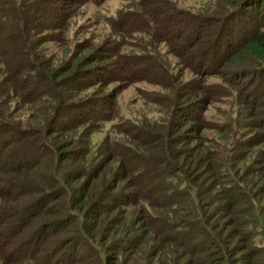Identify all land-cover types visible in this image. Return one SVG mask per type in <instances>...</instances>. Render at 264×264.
I'll return each mask as SVG.
<instances>
[{"label":"rangeland","instance_id":"obj_1","mask_svg":"<svg viewBox=\"0 0 264 264\" xmlns=\"http://www.w3.org/2000/svg\"><path fill=\"white\" fill-rule=\"evenodd\" d=\"M28 1L38 3L42 8V23L37 31L43 40L36 47L42 58L54 68L78 53L82 61L80 69L73 65L65 75L69 77L70 102L75 108L60 118L66 123L67 115L85 113L91 108L95 114L79 125L73 124V130L85 133L83 137L77 135L82 141L71 144L72 147L76 145L88 150L86 156H93L91 163H100L106 156H111L108 164L112 167L117 151L138 149L133 141L136 127L150 134L156 132L155 125L165 126L170 140L182 136L184 132L195 135L197 141L189 143L192 155H196L192 144H198L205 147L211 156L204 150L182 169L175 171L178 167L172 168L177 175L168 181L172 188L179 193L184 189L192 190L190 197L193 202L198 200L193 198V190L198 189L204 194L199 202L206 203L210 201L208 194L213 192V188L231 184L250 190L255 206L264 205V193L259 191L264 185V161L261 160L264 156V72L262 68L255 69L256 63L248 64L237 59L231 63V60H226L228 50L237 46L248 31H264V16L235 15L229 21L218 52L205 56L207 60L201 61L204 58L199 57V47L194 38L199 36L207 40L210 35L203 34L196 24L188 29L189 25L187 27L183 20L184 14L190 17L201 13L207 19L216 18L221 15L217 10L234 9V0ZM89 56H92V62H88ZM7 99L11 108L19 98L11 95ZM85 102L90 103L80 107ZM170 119L174 123L184 122L183 131L172 134ZM260 138L263 139L260 144L250 145V142ZM106 141L108 146H113L109 151L103 150ZM181 144L177 142L169 148L173 151ZM148 152L153 154V149ZM222 162L225 165L223 176L212 175V167ZM39 163L42 168L51 165L48 174L51 172L57 176L66 166L60 164L53 168V160L49 157L46 160L43 157ZM250 167H259L263 172L261 177L245 175ZM114 175L111 168L92 180L91 190L97 197L105 187L103 182L113 184L116 180ZM213 179L221 182L218 187L213 185ZM129 190L124 179L116 181L109 196L111 199L102 201L100 207L99 199L90 203L97 202L89 207L87 221L84 215L77 216L71 209L68 223L65 221L60 225H50L52 219L47 215L36 217L35 224L24 232V236L38 233L33 238L36 242L22 249L24 257L20 258L23 260L20 264H30L28 254L41 256L47 249L54 252L52 264H109L111 255L114 256L112 264H176L177 261H171L167 254L152 256L153 249L148 244L143 243L140 251L130 246L128 238L132 236L136 241L138 237L140 241L145 240L146 236L142 234L145 227L136 229L134 226L127 233H123L122 229L115 231L111 220L118 210L129 223L143 216L139 215L141 209L155 218L163 210L159 207L152 209L142 196H135L130 203H119L130 194ZM0 204L3 203L0 201ZM178 204L189 205L186 202ZM171 206L177 205L173 203ZM65 208H69V201ZM259 218L261 234L254 235L252 243L261 247L264 246V217ZM145 221L143 217L140 223ZM42 227V232H38ZM87 227L91 228L90 233L85 230ZM75 237L78 244L74 243ZM67 238L72 239L60 247V242ZM153 241L160 243L155 239ZM114 242L119 245L112 247ZM38 247L40 251L33 253ZM190 256L180 258H193V264H207L203 254L191 253ZM234 258L236 264H262V261L264 264V255L249 259L237 255ZM7 260L0 256V264H13Z\"/></svg>","mask_w":264,"mask_h":264},{"label":"trees","instance_id":"obj_2","mask_svg":"<svg viewBox=\"0 0 264 264\" xmlns=\"http://www.w3.org/2000/svg\"><path fill=\"white\" fill-rule=\"evenodd\" d=\"M25 1L22 3L19 0H0V201L3 203L0 204V256L13 264H20L23 261L20 258L24 257L21 254L22 249L36 242L33 238L38 233L24 236L25 230L35 224L36 217L47 215L52 219L50 225H60L65 221L68 223L71 209L77 216L84 215L87 221L89 207L97 202L92 205L90 203L99 199L100 207L102 201L111 199L109 196L116 181L120 179H124L131 190L119 203H130L134 201L135 196H142L146 205L153 207L152 209H163L158 211L160 215L156 218L141 209L139 215L143 216L134 218L131 223L119 213L120 210L115 212L117 215H113L111 222L115 231L122 229L123 233H127L134 226L136 229L145 227L142 232L146 236L145 240L140 241L138 237L136 241L133 236L128 238L130 246L136 251L143 249V243L148 244L153 249L152 256L156 253L167 254L171 261H177L176 264H193L194 259L188 258L191 253L203 254L207 264H236L234 257L237 255L245 259L264 255V246H255L252 243L254 235L261 234L259 217H264V205L258 207L253 204L250 190L247 192L231 184L218 187L221 182L213 179V185L218 188H213V192L208 194L210 201L199 202V198L204 194L196 189L193 190V198L198 199L196 203L190 197L192 190L184 189L179 193L168 182L176 175L172 171L174 167H178L175 170L178 171L185 167L183 165L190 164L197 153L208 151L203 146L192 144L196 150V155H192L189 143L197 141L195 135L190 136L184 132L182 136L170 140L169 134L165 133V126L155 125L158 131L150 134H145L142 128L136 127V137L133 141L138 149L117 151L112 167L108 164L111 156H106L100 163H91L93 156H86L88 150H82L75 147L76 145L72 147L71 144L80 140L77 135L83 137L85 133L73 130V124L79 125L95 114L93 108L85 113L69 114L68 124L60 118L75 108L73 102H70L69 77L65 75L73 65L80 69L82 61L78 53L68 62L54 68L53 64L42 58L36 49L43 40L37 31L42 23V8L33 2L36 0H32L33 3ZM233 3L236 7L232 10H217L221 15L216 18L207 19L201 13L190 17L184 14L183 20L187 27L189 25L188 29L196 24L203 34L210 35L207 40L199 36L194 38L199 47V57L204 58L218 52L223 45V36L228 30L229 21L235 15L248 14L251 18L264 16V0H234ZM227 55L226 60H231V63L235 59L246 61L248 64L256 63L255 69L262 68L264 72V31H248L237 46L228 50ZM87 60L92 62V56ZM204 60H207V57L201 61ZM11 95L19 99L18 103L10 108L7 98ZM86 103L90 102H85L80 107L87 106ZM170 120L172 134L183 131L181 128L184 122L174 123ZM262 140L256 139L250 142V145L260 144ZM153 142L155 143L152 144ZM177 142L182 143L181 146L171 151L169 145ZM104 147V151L113 148L112 144L107 145V141ZM4 148L5 152H1ZM148 148L153 149V154L148 152ZM208 153L210 155L209 151ZM43 157L45 160L52 158L53 168L60 164L66 166H63L58 176L51 172L48 174L51 165L44 168L39 165ZM261 160L264 161V156ZM77 161L80 163L77 164ZM222 164L212 167V175L223 176L225 165L224 162ZM111 168L116 180L113 184L103 182L105 187L99 191L97 197L91 190L92 180ZM244 173L247 176L259 177L263 172L259 167H250ZM168 176L170 177L167 179ZM259 191L264 193V185L260 186ZM67 201L68 209L65 208ZM179 202L189 205L182 206ZM173 203L177 206H171ZM143 217L146 221L141 224ZM172 217L177 219L173 220ZM54 219L58 221L55 222ZM42 229L43 227L38 232H42ZM90 229L85 228L89 233ZM71 239L61 241L60 247ZM73 239L74 243H79L77 237ZM154 239L160 243L154 242ZM234 239L241 242H235ZM119 243L114 242L112 247ZM38 251L40 247L33 253ZM53 253L51 249H47L44 256H33L31 253L27 255L30 259L27 261L30 264H52L55 258ZM186 255L188 257L180 258ZM108 259L109 264H112L114 256L111 255Z\"/></svg>","mask_w":264,"mask_h":264}]
</instances>
